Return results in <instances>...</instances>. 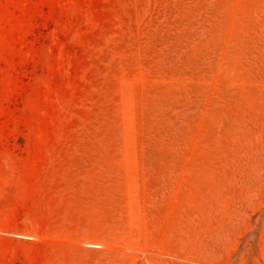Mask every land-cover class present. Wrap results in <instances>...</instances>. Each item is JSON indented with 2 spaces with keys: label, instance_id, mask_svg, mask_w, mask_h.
<instances>
[{
  "label": "rangeland",
  "instance_id": "1",
  "mask_svg": "<svg viewBox=\"0 0 264 264\" xmlns=\"http://www.w3.org/2000/svg\"><path fill=\"white\" fill-rule=\"evenodd\" d=\"M0 264H264V0H0Z\"/></svg>",
  "mask_w": 264,
  "mask_h": 264
},
{
  "label": "crops",
  "instance_id": "2",
  "mask_svg": "<svg viewBox=\"0 0 264 264\" xmlns=\"http://www.w3.org/2000/svg\"><path fill=\"white\" fill-rule=\"evenodd\" d=\"M81 196H85V197H91V198H95V199H91L88 200L87 203L88 204H95L99 207L102 208H111L112 211L114 210V208H117L118 204H119V200L118 199H114V197H117L118 194L115 190H100V189H86L81 191ZM104 197H111L112 199H100V198H104ZM126 221L129 219L128 215L126 214L125 216ZM149 236V235H146ZM110 237V238H109ZM145 236H142L141 238H135L129 231H123V230H118L112 231L111 236L107 237V242H111L113 245H118L119 247L122 246H133V245H138V246H144L145 244V240H144ZM150 242H153V237L154 235L150 234ZM100 241V240H99ZM102 243H105L104 240L100 241ZM121 263V262H120Z\"/></svg>",
  "mask_w": 264,
  "mask_h": 264
},
{
  "label": "bare ground",
  "instance_id": "3",
  "mask_svg": "<svg viewBox=\"0 0 264 264\" xmlns=\"http://www.w3.org/2000/svg\"><path fill=\"white\" fill-rule=\"evenodd\" d=\"M87 246H89V247H99V245H95V244H87Z\"/></svg>",
  "mask_w": 264,
  "mask_h": 264
}]
</instances>
